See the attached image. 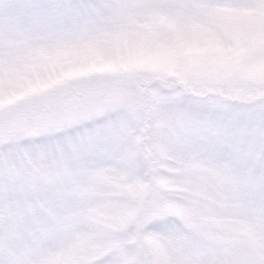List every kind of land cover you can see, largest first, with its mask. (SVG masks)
Masks as SVG:
<instances>
[{"label": "clouds", "instance_id": "clouds-1", "mask_svg": "<svg viewBox=\"0 0 264 264\" xmlns=\"http://www.w3.org/2000/svg\"><path fill=\"white\" fill-rule=\"evenodd\" d=\"M0 264H264V0H0Z\"/></svg>", "mask_w": 264, "mask_h": 264}]
</instances>
